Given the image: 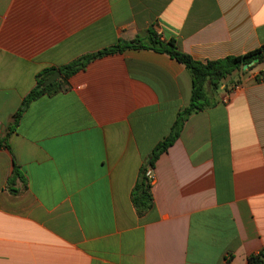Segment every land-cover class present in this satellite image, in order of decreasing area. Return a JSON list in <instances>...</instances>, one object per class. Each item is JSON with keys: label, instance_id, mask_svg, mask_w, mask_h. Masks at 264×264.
<instances>
[{"label": "crops", "instance_id": "crops-1", "mask_svg": "<svg viewBox=\"0 0 264 264\" xmlns=\"http://www.w3.org/2000/svg\"><path fill=\"white\" fill-rule=\"evenodd\" d=\"M149 28L199 61L241 55L264 44V0H0V264H250L264 253V64L207 85L214 103L159 155L144 210L135 186L192 92L168 53L128 47L60 75L64 88L32 100L8 134L45 70L147 40Z\"/></svg>", "mask_w": 264, "mask_h": 264}, {"label": "trees", "instance_id": "trees-1", "mask_svg": "<svg viewBox=\"0 0 264 264\" xmlns=\"http://www.w3.org/2000/svg\"><path fill=\"white\" fill-rule=\"evenodd\" d=\"M148 33L149 36L147 40L137 37L131 41L121 44L119 43L117 45L104 48L96 53L82 56L81 58L60 68L61 77L68 78L78 70L84 69L91 60L97 57L119 52L128 47H142L168 53L173 58L185 64L187 69L190 71L192 77V92L189 105L178 114L171 133L154 148L149 164L143 168L141 177L135 186L133 199L140 210H144L152 204V185L146 176L147 168H152L159 155L167 150V148L176 141L179 137L182 123L186 119L187 115L203 110L214 103L213 99L208 95L209 90L207 85L209 84L210 91L216 92L220 89L226 79L230 77L233 78L236 74L241 72L246 73L259 64H264V44L241 55H231L203 62L194 59L188 53L182 51L174 38L168 40L162 39L153 28H149ZM255 59L258 60L257 63L247 69H244V65L249 64ZM56 70L57 69L55 68L47 69L39 75L36 87L25 97L21 106L13 115L12 121L8 127V134L16 128L23 111L32 100L43 94H52L64 88L60 78L54 80L48 85H44L45 80ZM258 78H260V76ZM234 81V84L236 85L240 82L238 79ZM15 174L20 175L18 168H15ZM249 263L264 264V253L261 252L258 255H251L249 257Z\"/></svg>", "mask_w": 264, "mask_h": 264}, {"label": "water", "instance_id": "water-1", "mask_svg": "<svg viewBox=\"0 0 264 264\" xmlns=\"http://www.w3.org/2000/svg\"><path fill=\"white\" fill-rule=\"evenodd\" d=\"M257 62H258V60L255 59L254 61L250 62L249 64L244 65V69H247L248 67H251L252 65H254ZM60 75H61V71L60 70L55 71L50 77H48L45 80L44 85H48V84L52 83L54 80L58 79L60 77Z\"/></svg>", "mask_w": 264, "mask_h": 264}, {"label": "built area", "instance_id": "built-area-1", "mask_svg": "<svg viewBox=\"0 0 264 264\" xmlns=\"http://www.w3.org/2000/svg\"><path fill=\"white\" fill-rule=\"evenodd\" d=\"M146 176H147V178H148V180H149L150 183H152L154 181L155 177H154L153 169L152 168H147V170H146Z\"/></svg>", "mask_w": 264, "mask_h": 264}, {"label": "rangeland", "instance_id": "rangeland-1", "mask_svg": "<svg viewBox=\"0 0 264 264\" xmlns=\"http://www.w3.org/2000/svg\"><path fill=\"white\" fill-rule=\"evenodd\" d=\"M257 66H259V65H257Z\"/></svg>", "mask_w": 264, "mask_h": 264}]
</instances>
